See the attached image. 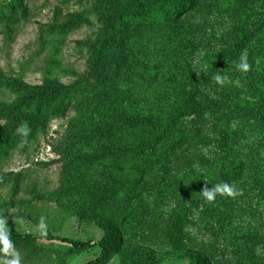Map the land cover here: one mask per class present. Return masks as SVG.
Returning <instances> with one entry per match:
<instances>
[{
	"label": "rangeland",
	"instance_id": "rangeland-1",
	"mask_svg": "<svg viewBox=\"0 0 264 264\" xmlns=\"http://www.w3.org/2000/svg\"><path fill=\"white\" fill-rule=\"evenodd\" d=\"M4 1L11 0H0V9ZM121 1L25 0L28 14L20 13L21 19L11 25L12 37L7 38L0 29L1 66L8 74L20 75L31 84L41 83L48 74L67 83L88 76L92 69L91 46L107 31L103 14L111 13ZM263 11L264 0H200L195 11L171 25L138 28L126 40L129 68L107 80V85L100 80L95 91L108 90L114 97L108 101L113 107H121V101L125 111L141 116L161 115L172 108L176 96L197 90L192 86L196 83L201 84L197 91L204 96L231 92L249 99L254 91L238 77L246 71L236 68L247 48L221 66L223 73L236 76L237 89L232 84L217 83L213 75L210 78L206 58L223 52L229 42L223 36L230 29L233 35L255 29ZM71 12L82 14V19L67 31L57 27L53 33L43 35L48 24H63ZM46 36L52 44L46 43L48 47L38 53ZM114 60L111 56L105 68ZM48 61L50 71L46 72ZM108 91L105 95L110 94ZM3 99L11 100L10 93L0 90ZM95 103L94 97L89 104H75L66 116L52 119L47 132L41 131L27 146L0 149V219L4 228L104 239L110 249L100 264H192L196 260L202 264H264L261 165H252L243 175L229 173L226 165H216L208 174L209 180L220 174L223 181L219 183L229 184L234 194H217L213 201L204 198L193 206L184 193V184L179 182L182 161L173 156L170 173L165 177L162 166L167 160L166 138L159 139L163 142L151 155L141 154L131 162L108 158L84 165L75 160L81 153L95 154L107 142L104 138L89 144L75 141L78 135L93 130L92 120L99 117ZM211 124H206L205 132L214 138L218 132ZM227 124L248 131V124L241 120L232 119ZM133 136L142 143L143 139H158L161 135L155 138L152 129L144 127L125 135ZM251 141L248 136L239 139L244 143L238 153L243 159ZM197 145L196 156L203 153L213 158L215 140L207 144L199 139ZM143 146L148 148L146 143ZM261 148L264 157V146ZM195 162V170L209 173L205 164ZM227 176L236 179L228 182ZM205 187L211 188L194 187L193 195L202 193ZM182 204L194 210L188 227L191 238L187 246H174L167 229L171 214ZM10 240L20 264H77L102 254L100 245L82 250L59 240ZM11 258L10 253L0 251V264H7Z\"/></svg>",
	"mask_w": 264,
	"mask_h": 264
},
{
	"label": "trees",
	"instance_id": "trees-1",
	"mask_svg": "<svg viewBox=\"0 0 264 264\" xmlns=\"http://www.w3.org/2000/svg\"><path fill=\"white\" fill-rule=\"evenodd\" d=\"M24 1H4L0 9V29L7 38L12 37V31L9 28L21 19L20 13L23 16L28 14V9L24 10ZM199 3L200 0H122L111 13L103 14L107 31L101 37L99 35L94 47L91 46V72L88 76L84 78L79 76L72 82L67 83L48 74L41 83L31 84L20 75L8 74L0 64V90L10 93L11 97V100H0V149L29 145L37 140L41 131L47 132L52 119L66 116L75 104H89L95 97L94 107L96 112L98 111L99 117L92 120L93 130L78 135L75 141L89 144L96 138H104L107 139V142H104L100 149L94 152L95 154L81 153L77 155L75 160L81 164L89 165L92 162L108 158H121L131 162L132 158H138L141 154L151 155L163 142L160 140L166 138L164 144H166L167 160L162 166L165 177L170 173L173 156L179 163L182 161L183 173L179 182L184 184V193L190 198L193 206L204 200L202 193L193 195L194 187L203 185L212 187L223 181L218 177L220 174L217 177L211 176L209 180L210 175L208 174L216 165H226L227 171L236 175H243L252 165L253 167L261 165L264 170V157L261 155L263 151L261 147L264 146V11L260 12V19L254 25L255 29L236 35H233L230 29L223 36V39L226 38L229 41L222 50L223 52L209 55L206 58L210 78L217 73L226 75L227 79L224 83L232 84L237 89L234 84L236 76H230L228 72L223 73L222 63L247 48L245 52L250 67L246 74L238 77L247 88L254 91L249 99L243 98L241 94L233 95L231 92H223L217 97L204 96L197 91L201 84L196 83L192 86L197 87V90L176 96L172 108L163 110L161 115L151 113L149 116H141L135 112L125 111L121 101H119L121 107H113L108 101L109 99L113 100L114 97L111 98L112 93L108 90L97 89L95 91V86L100 80L107 85L110 82L107 80L121 75L126 67L129 68L127 66L129 57L126 51V40L131 32L144 26L171 25L182 16L195 11ZM67 16L70 17L63 24L57 21L48 24L43 30V35L53 33L55 29H58L57 27H60L63 32L67 31L82 19V14L75 12L68 13ZM3 22L5 26H2ZM46 43L52 44L47 36L46 42L44 39L41 41L38 53L42 54L43 49L48 47ZM111 56L115 60L107 64L109 67L105 68ZM49 65L48 61L45 66L46 72L50 71ZM106 91L110 94L105 95ZM103 103L104 105L100 106ZM232 119H238L248 124V131L232 129L227 124ZM209 122H212L211 126L218 132V136L214 138L205 132L206 124ZM144 127H150L155 138H157V134L161 135L160 138L143 139L141 143L138 141V137H125L129 131ZM246 136L252 141L248 144L250 151L246 154L243 153L245 155L243 159L238 155L244 144L240 143L239 139ZM115 139L124 141L117 142ZM199 139L207 141V144L210 140H215L217 150L213 158L203 153L196 156ZM144 143L148 144V148L143 146ZM164 144L159 147L161 148ZM195 161L205 164L209 173L195 170ZM218 168L219 166L215 168V171ZM9 174L14 175L12 172ZM206 176L207 178H205ZM226 178L228 182L230 179H236L229 176ZM16 182L19 183L18 180ZM190 188H192L191 191ZM258 196L255 195V197ZM193 214L192 206L184 204L171 214L167 230L169 240L174 246H187L190 241L188 227L193 221ZM7 231L9 238L15 240H59L82 250L97 245L102 247L100 256L77 264H100L110 249L109 242L104 239H78L51 232ZM192 264L202 263L196 260Z\"/></svg>",
	"mask_w": 264,
	"mask_h": 264
},
{
	"label": "clouds",
	"instance_id": "clouds-1",
	"mask_svg": "<svg viewBox=\"0 0 264 264\" xmlns=\"http://www.w3.org/2000/svg\"><path fill=\"white\" fill-rule=\"evenodd\" d=\"M249 67L250 65L248 63L247 53H241L239 57V63L236 65L237 70L247 71ZM214 79L217 83L223 84L227 79V76L217 73L214 75ZM201 192L207 201H213L217 194H234L232 187H230L227 183H217L210 189L205 187V189ZM3 224L4 221L0 219V244H2V247H0V251L4 253H10L12 258L8 260L7 264H20L19 256L16 253L12 241L9 239L8 231L3 227ZM41 226L43 227V224Z\"/></svg>",
	"mask_w": 264,
	"mask_h": 264
}]
</instances>
